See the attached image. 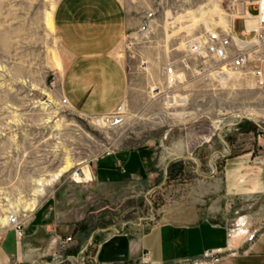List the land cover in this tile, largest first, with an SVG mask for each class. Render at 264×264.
I'll use <instances>...</instances> for the list:
<instances>
[{
    "label": "rangeland",
    "instance_id": "obj_1",
    "mask_svg": "<svg viewBox=\"0 0 264 264\" xmlns=\"http://www.w3.org/2000/svg\"><path fill=\"white\" fill-rule=\"evenodd\" d=\"M59 1L0 0V242L6 232L7 245L14 235L23 239L37 211L51 220L61 208L99 232L88 244L82 237L78 247L74 239L65 245L57 239V251L35 264H100L94 249L111 231H144L181 202L198 203L201 180L218 176L233 139L247 136L250 146L264 148V89L239 78L218 83L194 67L175 91L157 95L153 89H163L164 66L182 59L186 42L217 29L240 34L245 12L254 15L255 7L244 0H122L129 20L118 51L127 77L119 104L125 110L118 116V105L105 118L81 115L64 103L63 51L48 25L51 19L53 27ZM142 148L156 152L157 167L147 181L96 179L99 164L116 167L115 156ZM61 168L60 179L35 197L36 180ZM87 171L92 181L72 180ZM34 200V209L24 210ZM6 217L17 219L22 237ZM47 225L41 230L50 231L53 225Z\"/></svg>",
    "mask_w": 264,
    "mask_h": 264
},
{
    "label": "crops",
    "instance_id": "obj_2",
    "mask_svg": "<svg viewBox=\"0 0 264 264\" xmlns=\"http://www.w3.org/2000/svg\"><path fill=\"white\" fill-rule=\"evenodd\" d=\"M128 27L122 0L58 2L53 28L63 51L61 93L77 113L105 116L125 99L127 77L118 51ZM251 140L246 136L233 139L230 147L224 144L231 156L218 176L201 180L198 203L181 202V207L167 210L164 222L144 231H111L97 242L94 259L100 264L132 263L148 254L152 262L175 263L221 251L225 254L214 264H264V234L251 240L256 231H264V148L250 146ZM114 158L116 167L97 166L95 177L100 183L117 184L123 176L145 182L157 167L151 148ZM60 209L51 220L44 210L37 211L32 231H25L21 240L12 232L14 240L7 245L6 232L0 242V264L38 263L57 251L59 238L71 237L77 247L84 236L87 244L94 240L99 231L82 229L84 219ZM47 224L53 225L50 231L41 230Z\"/></svg>",
    "mask_w": 264,
    "mask_h": 264
},
{
    "label": "built area",
    "instance_id": "obj_3",
    "mask_svg": "<svg viewBox=\"0 0 264 264\" xmlns=\"http://www.w3.org/2000/svg\"><path fill=\"white\" fill-rule=\"evenodd\" d=\"M244 1L249 3L248 6L255 7L253 16L258 21V27L248 26L247 9L244 16L247 21H244V29L240 34L232 32L231 28L217 29L205 32L201 40L186 42L182 59L164 66L163 89L153 88L154 92H158L157 95L175 91L192 67L196 69L198 75L202 72L208 73L218 83L239 78L241 82H250L255 89H264V0ZM124 110L125 106L122 103L116 108V114L119 116ZM16 230V236L22 237V231H19L20 225L16 226ZM71 241L72 238L68 237L62 240V244ZM224 254L221 251H209L200 258L185 259L175 263H155L149 259L148 254H144L142 264H214L220 262Z\"/></svg>",
    "mask_w": 264,
    "mask_h": 264
},
{
    "label": "bare ground",
    "instance_id": "obj_4",
    "mask_svg": "<svg viewBox=\"0 0 264 264\" xmlns=\"http://www.w3.org/2000/svg\"><path fill=\"white\" fill-rule=\"evenodd\" d=\"M246 4L249 5V3H247V2H246ZM247 15L249 17V20L247 22L248 26L249 27H253V28L258 27V25H257V23H258L257 19L253 15H251L249 12H247ZM46 18H47V16H46ZM48 25H49L50 28H53L52 27L51 19H48ZM50 28H48V29H50ZM229 81H231V79ZM229 81L226 80V83L229 82ZM64 103H66V100H64ZM104 117L107 118V116H104ZM98 122L99 123L102 122V118H98L97 119V123ZM226 145H227V143H226ZM65 170L66 169L61 168L60 170H58L57 172H55V173H53L51 175L48 174L49 175V178L48 179L40 178V179L36 180V188L34 190L35 197L36 196L43 195L45 193L46 188L49 187V186H51V185H53L54 183H56L60 179V177L63 175V173L65 172ZM72 180L75 181V182L77 181L78 183H80V182L88 183V182H90L92 180V178H91L90 172L87 171L86 177H85V175L82 176V175H79V174L74 173L73 176H72ZM35 202L36 201L34 200L33 202L25 203V209L24 210H31L32 211L34 209ZM5 222H6V224L9 227L10 226L16 227V226L20 225V223L17 221V219L16 218H13V217H6L5 218Z\"/></svg>",
    "mask_w": 264,
    "mask_h": 264
},
{
    "label": "water",
    "instance_id": "obj_5",
    "mask_svg": "<svg viewBox=\"0 0 264 264\" xmlns=\"http://www.w3.org/2000/svg\"><path fill=\"white\" fill-rule=\"evenodd\" d=\"M219 138L221 139V141L226 145V141L224 140V138L219 135ZM211 163H213V160H211ZM167 175V172L165 173ZM166 179V178H165Z\"/></svg>",
    "mask_w": 264,
    "mask_h": 264
},
{
    "label": "trees",
    "instance_id": "obj_6",
    "mask_svg": "<svg viewBox=\"0 0 264 264\" xmlns=\"http://www.w3.org/2000/svg\"><path fill=\"white\" fill-rule=\"evenodd\" d=\"M79 227H81L82 229H83V228H85L83 224H80V226H79Z\"/></svg>",
    "mask_w": 264,
    "mask_h": 264
}]
</instances>
